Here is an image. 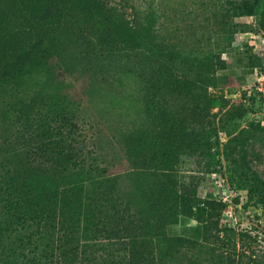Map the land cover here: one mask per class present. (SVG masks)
I'll use <instances>...</instances> for the list:
<instances>
[{
  "label": "rangeland",
  "instance_id": "1",
  "mask_svg": "<svg viewBox=\"0 0 264 264\" xmlns=\"http://www.w3.org/2000/svg\"><path fill=\"white\" fill-rule=\"evenodd\" d=\"M53 2L63 5L60 15L41 19ZM233 6L229 0H0V180L29 194L73 189L74 221L58 233L68 251L61 264H124L125 250L107 228L111 216L120 222L129 209L164 225L170 239L160 260L143 264H264V203L245 182L249 167L264 179V0L254 15L235 17ZM232 24L251 31L239 27L228 44ZM30 27L33 36H23ZM39 39L40 48L31 47ZM203 94L248 112L242 119L224 116L219 105L211 111L217 118L195 119L191 108L207 101ZM64 113H75L83 169L49 171L35 134ZM244 129L242 142L227 146ZM195 134L210 141L198 143ZM102 191L118 200L117 213L95 210L88 198ZM183 195L190 210L179 207ZM211 200L225 205L219 227L245 234L237 240L243 260L223 247L222 233L190 215ZM89 206L96 228L107 232L103 243L77 215ZM20 238L14 234L9 244ZM228 252L234 260H224Z\"/></svg>",
  "mask_w": 264,
  "mask_h": 264
},
{
  "label": "trees",
  "instance_id": "2",
  "mask_svg": "<svg viewBox=\"0 0 264 264\" xmlns=\"http://www.w3.org/2000/svg\"><path fill=\"white\" fill-rule=\"evenodd\" d=\"M233 6V16L239 17L247 14L254 15V7L260 6L263 0H253L252 6L250 4L239 5L238 0H229ZM63 10V5L60 2H53L52 5L42 15L43 20L52 18L56 15H60ZM110 10V9H109ZM111 11V10H110ZM114 17V12L111 11ZM149 18V14H146V19ZM142 30H146L147 24L141 23ZM242 26L241 32L251 31V26L246 24H232L229 29L226 30L230 33L228 44L235 43L236 39L233 37L234 30ZM34 27L28 28L23 33V36L32 35ZM42 44L39 39L34 46L35 49L40 48ZM37 47V48H36ZM219 58V57H218ZM220 60V58H219ZM218 60V61H219ZM216 61V62H218ZM217 64V63H216ZM206 94V92H205ZM206 102L200 99L192 105V116L197 119L198 117H206V114L218 117L219 113H212V109L221 105V111L226 110L224 116H232L237 118H244L248 112V108L244 105L237 108H228L226 104H222L221 100L214 98L209 102L208 96ZM216 97V96H215ZM198 98V97H197ZM255 102L254 98L252 99ZM200 102V103H199ZM206 103V104H205ZM210 103V104H209ZM236 109V111H234ZM234 112V113H233ZM73 116V117H72ZM75 113L71 116L69 114H58L57 117L49 119L40 124L35 134V140L40 142V152L44 159L43 164L49 163L50 170L52 167L57 171L60 168L71 169L79 168L83 169L81 149L78 146L77 130L78 124L75 122ZM223 117L220 121H223ZM205 131L207 128H203ZM247 130H242L240 134L231 138L227 146H231L234 142L241 143L243 138L242 134ZM198 137V143L202 142V139L210 141L209 138L200 139L201 134H195ZM39 137V139H38ZM206 143V142H204ZM203 143V144H204ZM209 143V142H208ZM202 144V145H203ZM193 146L194 143H193ZM246 146L243 145V148ZM229 157V154L227 155ZM83 163V162H82ZM252 171V175L246 177V187L251 197L258 196L260 202L264 203V179L262 174L252 167H249ZM248 168V169H249ZM22 185V184H21ZM71 187L65 186L63 189L54 188L48 192H41L38 194H29L27 191H22L12 182H2L0 180V264H61L59 260H63L68 254L66 244L64 245L62 237L58 233L67 228L66 224H69L73 220L72 213L69 209V191H72ZM112 192L102 191L101 195L89 197L88 199L95 204V210L104 211V208H111L115 212L119 211L118 200L112 196ZM116 199V200H115ZM97 200H100L99 203ZM91 203V205H92ZM181 209H189V202L186 201V197L180 200ZM199 206L196 207V213L190 215H196L199 218L203 217V220L207 223L206 226L215 228L223 236L219 238L223 241V247L229 250L237 251L239 260L241 258L238 252V244L240 239L242 240L244 235L241 232H237L234 228L221 229L220 217L224 209V204L217 202L216 200L201 201ZM191 204V208H193ZM82 212H77V215L85 224L86 233H95L96 237L103 243L101 235H105L107 232H103L102 229H97L98 225L94 224L92 215L89 209L83 208ZM84 211V213H83ZM219 211V213H218ZM221 212V213H220ZM117 213V212H116ZM185 215L187 210L184 211ZM189 215V216H190ZM111 223L107 228L108 232H112L108 238L112 236L113 239L119 241V245L125 250L123 254L124 264H143L140 260H160L162 256L170 250V239L165 231V226L158 224L151 220L150 217H141L133 214L129 209L128 213H124L120 222L115 218L111 220ZM74 221V220H73ZM76 221V220H75ZM59 223L63 227L59 228ZM65 225V226H64ZM97 227V228H96ZM21 234V242L17 246L10 245L9 240L14 234ZM39 237V238H38ZM239 238V241L237 242ZM140 251V252H139ZM246 252H243V255ZM225 252H223L224 256ZM224 260H234L230 252ZM220 255V256H221ZM257 260V259H256Z\"/></svg>",
  "mask_w": 264,
  "mask_h": 264
}]
</instances>
